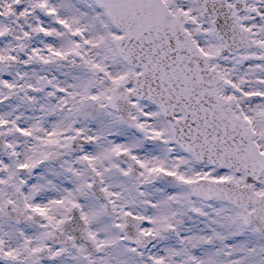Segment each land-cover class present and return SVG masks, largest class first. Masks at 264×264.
<instances>
[{"label": "snow or ice", "instance_id": "snow-or-ice-1", "mask_svg": "<svg viewBox=\"0 0 264 264\" xmlns=\"http://www.w3.org/2000/svg\"><path fill=\"white\" fill-rule=\"evenodd\" d=\"M0 264H264V0H0Z\"/></svg>", "mask_w": 264, "mask_h": 264}]
</instances>
